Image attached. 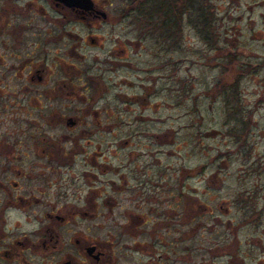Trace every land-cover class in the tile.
Listing matches in <instances>:
<instances>
[{
    "label": "rangeland",
    "instance_id": "374dc122",
    "mask_svg": "<svg viewBox=\"0 0 264 264\" xmlns=\"http://www.w3.org/2000/svg\"><path fill=\"white\" fill-rule=\"evenodd\" d=\"M95 1H109L107 12L125 16L128 0ZM190 8L178 3L173 16L164 17L146 15V8L139 13L135 5L128 20L92 30L95 45L66 43L79 57L65 61H91L97 75L110 51L125 57L121 49L128 50L134 65L103 74L97 187L109 193L105 181L117 179L118 165H146V192L161 194L163 203L178 195V211L193 212L191 233L178 227V257L186 260L188 246V264H264V0H204ZM29 44L18 49L29 52ZM94 149L84 150L92 155ZM112 194L118 203L132 192ZM97 221L108 225L110 219Z\"/></svg>",
    "mask_w": 264,
    "mask_h": 264
},
{
    "label": "flooded vegetation",
    "instance_id": "af4514ba",
    "mask_svg": "<svg viewBox=\"0 0 264 264\" xmlns=\"http://www.w3.org/2000/svg\"><path fill=\"white\" fill-rule=\"evenodd\" d=\"M42 1L0 0V264L190 263L193 247L182 249L189 252L186 260L178 257V227L191 233L193 212L178 211V195L163 203L161 194L147 193L146 165H118L117 179L105 181L110 194L97 187L103 74L134 66L128 50L121 49L125 57L108 52L103 63L109 68L98 75L91 61L64 58L79 57L66 43L95 45L92 30L112 29L128 17L107 12L109 1L91 0L89 9ZM23 42L33 49L20 51ZM92 147L88 155L84 149ZM79 156L82 165H74ZM115 190L132 194L116 203ZM99 217L109 224L100 225Z\"/></svg>",
    "mask_w": 264,
    "mask_h": 264
},
{
    "label": "trees",
    "instance_id": "16d2710c",
    "mask_svg": "<svg viewBox=\"0 0 264 264\" xmlns=\"http://www.w3.org/2000/svg\"><path fill=\"white\" fill-rule=\"evenodd\" d=\"M128 2L130 3H126V7L123 3V14L125 16L127 14V10L134 8L136 5V10L139 13H141L140 10L144 11V8H146V15L150 14L153 11H160L161 13H164V17H172L173 13H175L174 9H177L178 3H185L187 5L188 10H190L191 3H203L204 0H128ZM198 13H200V11Z\"/></svg>",
    "mask_w": 264,
    "mask_h": 264
},
{
    "label": "water",
    "instance_id": "95a60500",
    "mask_svg": "<svg viewBox=\"0 0 264 264\" xmlns=\"http://www.w3.org/2000/svg\"><path fill=\"white\" fill-rule=\"evenodd\" d=\"M62 1L67 6H81L85 9H89L92 6L91 0H56Z\"/></svg>",
    "mask_w": 264,
    "mask_h": 264
}]
</instances>
